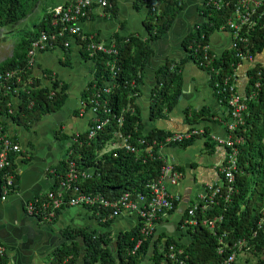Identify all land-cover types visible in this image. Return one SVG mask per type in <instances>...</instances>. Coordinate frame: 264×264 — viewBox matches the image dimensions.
Masks as SVG:
<instances>
[{"label":"trees","instance_id":"trees-1","mask_svg":"<svg viewBox=\"0 0 264 264\" xmlns=\"http://www.w3.org/2000/svg\"><path fill=\"white\" fill-rule=\"evenodd\" d=\"M39 1L41 0H0V28L24 19L31 12L33 5ZM50 1L43 2L45 8ZM71 1L65 0L63 5H67ZM112 1L106 0L107 4L104 7L114 13L115 4ZM139 1L140 5H143L142 1ZM185 1L149 0L146 5L147 14L144 21L147 38H139L135 35L125 37L115 35L113 44L118 53L114 76H112L110 67L106 65L110 56L99 52L90 57L84 49V42L76 38L78 42H82L83 55L91 60L94 66L92 77L81 92V100L86 102L87 109L90 107L89 99L95 98L98 92L97 99L100 101L98 116L100 119L108 116L110 122L91 140H86V131L78 133L77 136H71L72 141L68 147L67 157L59 163L63 172L55 170L59 174L54 176V183L50 190H56L60 177L67 169V159L69 158L74 159L79 168L92 167L91 177L80 181L82 189L86 192H102L107 198H115L126 191L132 194L136 191L146 193V183L159 176L164 162L156 156L155 146L152 147L153 157L147 156L145 161L122 149H118L116 155L113 154V151L101 156L99 153L113 137V132L116 129L124 134L130 133L133 136L131 142L136 143L142 129L141 111L134 99L140 78L137 72L146 65L147 59L151 55L150 41L162 37L170 29L182 11ZM209 1L204 0L201 4L199 10L202 19L194 24L193 29L187 33L183 40L185 55L179 60L166 61L155 71L156 82L151 89L149 98V113L152 120L165 119L179 100L183 65L188 61L198 64L202 60V47L209 43L210 36L214 32L230 31L226 27V23L238 0H222L220 6L209 4ZM262 1V5L257 10L261 13L257 24L250 32L246 31L245 26L242 30V33L248 37V45L254 58L257 54L264 52V0ZM95 3L91 5L84 16L79 17V24L90 14ZM45 8H43V17L34 23V28L22 32L15 41L11 55L0 62V72L6 69H21L22 80L26 81L28 78L32 80V83L25 84H17L15 80L11 82L13 85L23 86V89L18 93L7 92L3 88L0 110L6 111V103L13 96L18 97L20 99L19 110L14 113L6 112L18 122L27 123V120L33 121L42 115L57 111L63 106L66 98L64 84L54 77L50 78L52 79L50 86L43 85L32 76L31 69L26 66V54L31 42L37 39L42 31L55 32L50 23V13ZM73 37L76 36L65 32L56 41H52V44L66 48L64 42ZM93 38L99 40L95 34ZM209 53L212 55V63L210 66L202 67L208 71L209 84L213 88L217 100L226 105V99L223 94L217 93L215 83L220 81L222 76L231 74L243 61L236 57L233 47L225 49L221 54H216L212 50ZM111 59L113 60V58ZM211 67L217 69L218 72L211 70ZM247 75L245 93L249 95L255 92L256 95L251 99H246L247 109L243 113V124L235 130L236 134L241 135L244 140L238 144L237 170L233 191L228 201L219 200V205H214L210 212L203 215L198 211L194 216L198 223L187 225L184 230L181 229L182 232L179 236L183 237L182 240L179 239L180 237L166 236L164 247L157 245V242L159 243V240L165 235L160 231L161 228L157 229L159 234L154 238V234L140 235L139 224L120 232L117 237L113 236L112 231L98 233L82 228L67 227L62 232L65 240L48 254V264H72L78 260L81 264H140L144 260H147L146 264H221L232 252V245L241 239L246 240L249 244L250 253L256 258V263L264 264V220H262L264 215L262 210L264 207V66L254 61L248 67ZM132 81L136 83L133 84ZM256 83H258L257 87H255ZM108 87L109 91L107 92L105 89ZM30 102L33 103L31 106H29ZM104 104L111 108V114L105 113ZM120 114L123 116V123L118 126L115 118ZM208 116H211V111L207 108L187 110L185 122L199 123ZM165 133L162 129L153 128L142 137L152 144L153 139L161 141ZM191 142L192 139L183 140L179 144L186 146ZM13 155L10 154L11 169L14 167ZM45 196L38 195L31 200H41ZM86 207L96 212L101 225L109 226L113 221V217H110L112 209L97 206ZM59 211L60 209L55 211L54 218ZM213 215H222L223 217L221 221L215 222L214 232L200 222L202 216L212 218ZM187 217L186 209L180 216L179 226ZM139 239L141 243L138 248L133 250ZM170 245L175 251L180 250V252H176L177 258L183 260L184 263L173 261L168 257L171 252ZM219 247L222 248L221 252H218ZM230 264L245 263L234 260ZM247 264L252 263L247 261Z\"/></svg>","mask_w":264,"mask_h":264},{"label":"crops","instance_id":"crops-1","mask_svg":"<svg viewBox=\"0 0 264 264\" xmlns=\"http://www.w3.org/2000/svg\"><path fill=\"white\" fill-rule=\"evenodd\" d=\"M203 1H187L170 29L162 37L150 41L151 55L146 65L137 72L140 78L134 99L142 117V129L138 138H143L142 136L153 128L162 129L166 135L198 130L196 134L185 139H192L186 146L179 143L165 145L160 141L150 145V157H153L152 147L155 146L156 156L163 160V164H172L180 173L176 184L166 183V190L178 195V203L167 218L168 222L161 227L160 231L165 235L159 243L157 242L159 247H163L166 236L180 237L182 230L177 224L180 216L197 200L198 195L204 194L209 186L221 182L218 169L227 154V149L215 142V137L224 138L228 133L227 107L219 103L209 84L208 71L198 64L188 61L183 65L181 96L167 117L152 120L149 113L151 89L156 82L155 71L166 61L179 60L185 55L183 40L194 24L201 21L199 9ZM64 2L65 0H51L48 6L46 5L47 8L43 4L42 8L49 11ZM112 3L115 4L114 13L95 3L90 14L81 21V29L87 34H95L99 40L107 43L112 42L116 34L122 37H148L144 23L146 6L140 5L139 0H113ZM231 41L230 32L221 30L210 36L209 45L216 54H221L230 47ZM82 52L80 42L73 37L68 47L54 45L36 51L33 57L31 74L34 78L43 85L50 86V78L55 77L65 85L66 98L60 109L33 121L27 120V123L18 122L6 114L8 109L12 110L10 113L19 110L20 99L13 96L6 103V111L0 110V126L21 147L20 152L10 153L14 154V167L10 168L14 173V187L6 199L0 198V243L6 247L8 264H48V254L65 240L62 232L67 227L98 233L112 231L115 236L131 229L137 223L134 214L121 212L113 218L109 226H103L96 212L83 205L66 204L56 217L50 220L45 219L44 214L31 215L26 209V201L38 195H46L50 190L54 176L59 174L55 170L63 172L59 163L67 157L71 136L86 131L91 124L92 113L89 109L81 108L80 95L92 77L94 66ZM255 61L264 66V52L257 54ZM249 66L248 62L243 61L237 69V88L240 94L245 93ZM202 108L209 109L211 116L205 117L199 123L185 122L187 110ZM128 134L131 141L133 136ZM116 142L117 139L113 135L99 154L110 152ZM243 261L245 264L247 261L257 264L256 261H251L250 257L240 262ZM146 262L147 260H144L140 264ZM72 264L81 262L78 260Z\"/></svg>","mask_w":264,"mask_h":264},{"label":"built area","instance_id":"built-area-1","mask_svg":"<svg viewBox=\"0 0 264 264\" xmlns=\"http://www.w3.org/2000/svg\"><path fill=\"white\" fill-rule=\"evenodd\" d=\"M97 3L104 7L106 0H72L67 5H57L50 8V23L55 32L47 33L42 31L40 36L33 40L30 44V48L26 54V66L31 69L33 64V57L36 51L42 50L47 47L54 46L52 41H56L58 37L63 36L65 32L76 36L84 42V49L87 54L92 57L97 53H104L110 56V59L106 62V65L110 67L112 76L115 74L117 49L114 42H104L101 40H94V34H87L82 31L78 19L84 16L86 11L91 7L93 3ZM143 5H147L149 0H141ZM222 0H210L208 3L220 6ZM262 0H238L235 3V9L231 17L227 20L226 27L230 30L231 44L236 51V57L241 61H246L249 64L255 61L254 56L251 54L248 37L242 30L245 26L246 31L252 30L257 24L258 18L261 17V13L257 12L258 8L262 5ZM226 5H228L226 3ZM93 8V7H92ZM59 27V29H58ZM247 33V32H246ZM70 39L64 42V46L68 47ZM82 47V42H80ZM211 47L208 44L202 47V60L198 63L199 66H210L212 63V55L209 53ZM213 51V50H212ZM113 58V60L111 59ZM241 65V64H240ZM239 65V66H240ZM238 66V67H239ZM237 68L233 70L231 74L222 76L220 81L215 83L218 94H223L226 103L229 122L226 124L227 135L224 138L215 137V142L219 145H223L227 149V154L224 162L219 166L218 172L221 177L219 184L209 186L204 194L198 195L197 200L187 208L188 217L183 223L178 226L180 229H186L187 225L197 224L198 221L194 218L197 212L201 215L210 212L214 205H219V200L228 201L233 191V185L235 181V172L237 170V156H238V144L243 142V137L237 135L235 130L238 126L243 124V113L247 109L246 99H251L256 95L255 92L247 95L246 93L240 94L237 88ZM211 70L218 72L217 69L211 67ZM21 69H6L0 72V99L3 95V88L7 92L18 93L23 89V86H18L19 83H32L31 78L23 81L20 74ZM17 82L13 85L11 82ZM12 85V86H11ZM258 83L255 84V87ZM109 91V87L105 89ZM5 91V92H6ZM99 93H96L95 98L89 99L90 107L87 108L92 113V124L86 130V140L93 139L104 126L110 122V119L105 117L100 119L98 113L100 111V101L97 99ZM221 101L219 100V103ZM33 103L30 102L29 106ZM80 106L86 109V102L80 101ZM104 111L108 115L112 113L109 106L104 104ZM126 110V109H125ZM122 110V111H125ZM12 112L11 109H8ZM114 117H116L114 115ZM116 123L121 126L123 123V116L120 114L116 118ZM198 130H192L187 132H172L163 137L160 141L161 144L179 143L185 139L190 138L196 134ZM113 135L117 139L114 143V147L109 151H113L116 155L118 149H122L128 153L134 154L136 158L145 161L147 156H151V147L147 140L144 138H138L136 144L130 141V135L124 134L119 129L114 130ZM77 136V135H75ZM158 139H153L152 143H157ZM142 150V151H141ZM21 147L18 143L13 141L4 131V128L0 126V198L6 199L10 191L14 187V173L10 169L11 159L10 153L20 152ZM103 155L102 153L99 156ZM92 167L79 168L76 161L72 158L67 159V169L58 181V185L55 191L49 190L46 193L44 199L41 200H29L26 202L27 212L31 215L44 214L45 219L50 220L55 211L61 209L64 205H83V206H97L101 208H110L112 213L110 217H115L121 212L132 213L136 216L137 225L139 224L140 235L147 236L153 235L157 237L158 228L165 226L168 222V217L171 215L175 208V204L178 203V195L169 193L166 190V183L176 184L180 178V173L173 167L172 164L165 163L160 169L159 176L154 180H149L146 183V193L144 191H136L134 194L130 192H124L120 196L115 198H107L102 192H86L80 186V181L88 179L92 174ZM224 189H226L224 191ZM264 213V207H263ZM222 215H213L212 218L201 217V224L208 227L214 232L215 222L222 220ZM160 220V221H159ZM262 220H264V215ZM156 234V235H155ZM141 240L139 239L135 244L133 250L138 248ZM166 245V240L163 247ZM171 252L168 257L173 261L184 263L183 260H178L177 253L173 246L169 247ZM232 253L227 256L221 264H230L235 260L234 255L236 253L248 252L250 250L249 244L244 239L235 242L232 247ZM222 248H218V252H221ZM177 252V253H176ZM0 264H8L6 260V247L0 243Z\"/></svg>","mask_w":264,"mask_h":264},{"label":"rangeland","instance_id":"rangeland-1","mask_svg":"<svg viewBox=\"0 0 264 264\" xmlns=\"http://www.w3.org/2000/svg\"><path fill=\"white\" fill-rule=\"evenodd\" d=\"M45 1L47 0H41L39 3H35L31 12L24 19L0 28V62L11 55L15 41L22 32L32 30L34 28V23L43 17L44 10L42 4ZM239 254L240 255L237 256L238 261L249 257L251 261H257L250 253L241 252Z\"/></svg>","mask_w":264,"mask_h":264},{"label":"water","instance_id":"water-1","mask_svg":"<svg viewBox=\"0 0 264 264\" xmlns=\"http://www.w3.org/2000/svg\"><path fill=\"white\" fill-rule=\"evenodd\" d=\"M187 1H188V0L185 1V4H184V6H183V9L185 8V6H186V4H187ZM203 2H204V1H203ZM183 9H182V10H183ZM26 202H27V201H26ZM167 229H169V228H167ZM163 230H165V227H164ZM169 230H170V229H169ZM115 237H117V235H115ZM115 245H116V244L114 243L113 246L115 247Z\"/></svg>","mask_w":264,"mask_h":264},{"label":"bare ground","instance_id":"bare-ground-1","mask_svg":"<svg viewBox=\"0 0 264 264\" xmlns=\"http://www.w3.org/2000/svg\"><path fill=\"white\" fill-rule=\"evenodd\" d=\"M231 253H232V252H231ZM231 253H230V254H231ZM230 254H229V255H230ZM229 255H228V256H229ZM238 255H240V254H239V253H236V254L234 255L235 260H237V256H238Z\"/></svg>","mask_w":264,"mask_h":264},{"label":"clouds","instance_id":"clouds-1","mask_svg":"<svg viewBox=\"0 0 264 264\" xmlns=\"http://www.w3.org/2000/svg\"><path fill=\"white\" fill-rule=\"evenodd\" d=\"M249 251H250V250H249ZM249 251H248V252H249ZM248 252H243V253H248Z\"/></svg>","mask_w":264,"mask_h":264}]
</instances>
